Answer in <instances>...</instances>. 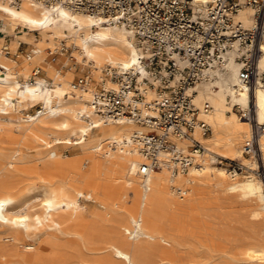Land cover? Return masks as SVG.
<instances>
[{"label": "bare ground", "instance_id": "1", "mask_svg": "<svg viewBox=\"0 0 264 264\" xmlns=\"http://www.w3.org/2000/svg\"><path fill=\"white\" fill-rule=\"evenodd\" d=\"M257 12L245 5L234 15L235 23L262 29L254 85L238 78L241 64L236 57L242 48L237 45L225 54L224 70L216 69L215 80L195 87L196 105H212L201 114L211 133L203 135L199 128L194 133L206 147L200 166L177 173L163 167L144 177L139 173L145 157L137 134L148 128L126 119L99 121L89 104L90 93L72 89L73 73H62L51 56L42 55L46 47L67 62L63 41L76 43L75 58L100 80L109 66H142L145 51L134 33L126 25L106 24L66 6L51 8L31 0L16 6L0 0L5 26L0 34L19 27L40 32L39 39L31 37L32 53L21 70L0 48V64L6 67L0 70V264H175L177 257H184L177 264H213L205 261L206 250L212 258L215 251L224 255L219 234L212 233L214 219L208 209L214 204L206 188L222 185L231 195L254 196L264 206V179L255 171L261 164L243 152L255 124L264 125V82L258 78L264 72V23L260 26ZM35 65L45 70L51 86L43 77L29 79ZM38 102L41 108L20 117ZM235 104L251 108L253 120L239 118ZM69 147L75 152L66 154ZM260 153L264 165V132ZM218 156L244 158L243 171L234 176L216 167ZM84 200L96 208L83 205ZM242 255L251 264H264V247H249Z\"/></svg>", "mask_w": 264, "mask_h": 264}, {"label": "built area", "instance_id": "2", "mask_svg": "<svg viewBox=\"0 0 264 264\" xmlns=\"http://www.w3.org/2000/svg\"><path fill=\"white\" fill-rule=\"evenodd\" d=\"M22 0H9L18 5ZM51 8L66 6L75 11L104 19V23L126 25L135 35L138 46L145 51L140 58L141 69L107 67L100 80L92 72H84L71 81L75 91L89 92V104L99 121L129 120L146 126L137 134L140 150L145 157L139 173L148 177L163 167L173 173L186 172L199 165L206 151L195 136L212 128L201 116L212 109L209 102L198 106L194 102L195 87L215 80L216 69L224 70L225 54L236 46L241 53L239 80L252 87L259 55V30L234 22V15L245 6L258 8L264 0H31ZM19 41L14 56L20 55ZM2 52L11 55L9 43ZM63 50L67 46L63 45ZM23 52V50H21ZM28 55V53H25ZM6 67L1 65L0 70ZM34 69L33 77L40 75ZM141 75V76H139ZM152 93V95L150 94ZM240 116L253 120L251 108L237 107ZM264 125L255 124L243 146L248 156L259 154V137ZM218 162L223 163V159ZM227 169L235 176L243 171L240 161L228 159ZM257 173L259 169H256Z\"/></svg>", "mask_w": 264, "mask_h": 264}, {"label": "rangeland", "instance_id": "3", "mask_svg": "<svg viewBox=\"0 0 264 264\" xmlns=\"http://www.w3.org/2000/svg\"><path fill=\"white\" fill-rule=\"evenodd\" d=\"M259 22H260V26H262V24L264 23V5L259 14ZM3 23L4 21H0V27L5 28ZM258 30H259V36H260V32L262 29L258 28ZM17 34L19 37L16 36ZM34 34L37 35L38 39L40 38L39 31L27 33L22 30V27H19L18 29H16V31H12L11 29L8 28L7 30H4L0 34V48H2V45L5 42L9 43L11 51H12V54L10 56L15 58L19 62L18 69L20 70H21L22 63L25 61V58H26L25 53L26 52L32 53L31 48L34 46V44L31 41V37H33ZM19 40H22L23 42H26V43L21 45L20 50H19L20 55L14 56L13 53L17 51V48L19 46ZM59 41L60 40L57 41L58 50L61 47ZM63 42L66 43V46H67L66 52L64 51L68 59L67 62H65V60L63 61V59L61 58V54L59 52L54 51L53 53H50L48 52V49L46 47H44L45 49L42 55L51 56L53 62L57 65V68L62 69V73L71 71L73 73V76H72L73 78H71V81L77 76L83 74L84 72H90L92 70L91 67L83 68L81 63L77 60V58H75V56H77L76 53L79 51L78 48L74 47L76 43H73V45L68 46V43L65 40ZM21 50H23V52H21ZM55 53H57V55ZM34 68H36V65L33 66V70ZM33 70H31V75L29 79L35 80V79H38L39 77H43L46 80V84L48 86H51L50 85L51 78L47 76L44 69H41L40 75L34 76V77H33ZM23 78L24 77H22L21 79L24 81ZM258 78H260L264 82V72ZM41 104L42 102H38L34 106L28 109H25L24 112L20 113V117L21 118L24 117L26 113H35L39 108H41ZM251 108H252V103H251ZM233 110L237 114V116L240 118V113L238 112L236 108V104L234 105ZM230 114L231 113L228 112V115ZM247 125L250 126V123L248 121H247ZM249 134H250V130H248L245 133V136H243V138L241 139L239 143L240 150H241L242 143L249 136ZM65 150L66 148L63 149V152H65ZM73 150H74L73 147H69L67 148V152L65 153L72 154L75 152ZM257 157L261 164V167L259 168V172L257 174L261 178L264 179V167H263L264 165L262 161V154L261 153L260 155L258 154ZM219 159H223V163H216L215 166L220 167V168L221 167L227 168L226 162H228V159L222 156H220ZM245 159H248V158L245 157ZM235 160L240 161L242 159L238 157V158H235ZM244 161L245 160L243 158L242 162L246 164ZM245 174H249V173L245 172ZM212 181L218 183V179L216 180L213 179ZM206 189H208V191H211L209 194V199L214 204L208 209L209 216L213 217L214 219L211 221V224L213 225V229L214 228L216 229L218 227V231L216 229L217 233L215 229L214 230L212 229L213 230L212 233L214 232L213 234L215 236H218L219 234L220 237L218 236V242L220 243L221 247H223L222 249L225 252V254L223 255L221 252L215 251L213 252L215 257L212 258V255L210 254V252H207L206 250L205 259L206 258L208 259H206L205 261L213 263V264H219L222 261L224 262L226 261V263L222 262L221 264H227V263L228 264H248V263L251 264L250 262L245 261V259L243 258L242 252L249 247H259V246L264 247V229H263L264 221H262L264 220V206L254 196H244L239 193H232L231 195V192H229L222 185L214 187V188L209 187ZM82 204L87 207L96 208V205H94V203L89 202V201L84 200L82 201ZM90 218H91V214L89 213V219ZM222 233H223V237H222ZM229 239L232 241H230ZM178 258L179 257H177L173 261V263L175 264H177L178 262L180 263L184 259V257H180L179 259ZM207 260H210V261H207ZM217 260H219L220 262Z\"/></svg>", "mask_w": 264, "mask_h": 264}]
</instances>
